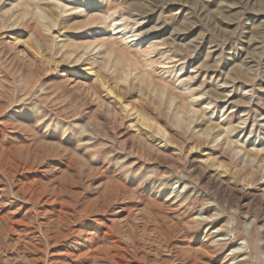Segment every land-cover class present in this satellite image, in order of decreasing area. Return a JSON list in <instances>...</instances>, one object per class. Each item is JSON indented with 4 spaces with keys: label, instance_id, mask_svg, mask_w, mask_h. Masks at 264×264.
<instances>
[{
    "label": "rangeland",
    "instance_id": "1",
    "mask_svg": "<svg viewBox=\"0 0 264 264\" xmlns=\"http://www.w3.org/2000/svg\"><path fill=\"white\" fill-rule=\"evenodd\" d=\"M0 264H264V0H0Z\"/></svg>",
    "mask_w": 264,
    "mask_h": 264
},
{
    "label": "bare ground",
    "instance_id": "2",
    "mask_svg": "<svg viewBox=\"0 0 264 264\" xmlns=\"http://www.w3.org/2000/svg\"><path fill=\"white\" fill-rule=\"evenodd\" d=\"M90 71H91V69H88V73ZM212 218L213 217H207L206 219H202V221H211ZM220 230H221V228H220ZM220 240H222V239H220ZM224 240H227V239L224 238ZM242 252H245V251L243 249H241L240 246H238V247H236V249L234 248L230 254H239V253H242ZM245 259L246 258H243V259H241V261L245 260Z\"/></svg>",
    "mask_w": 264,
    "mask_h": 264
}]
</instances>
